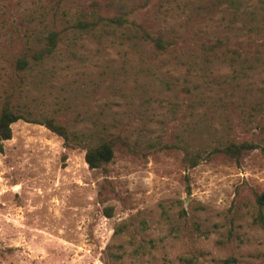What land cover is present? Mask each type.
Returning a JSON list of instances; mask_svg holds the SVG:
<instances>
[{
    "label": "rangeland",
    "instance_id": "rangeland-1",
    "mask_svg": "<svg viewBox=\"0 0 264 264\" xmlns=\"http://www.w3.org/2000/svg\"><path fill=\"white\" fill-rule=\"evenodd\" d=\"M92 1L63 3L59 49L24 69L59 0H0V110L122 139L92 169L46 126L12 125L0 148V264H264V152L185 160L233 140L264 147V0H98L130 21L151 10L150 26L177 40L165 52L122 29L73 32L66 19ZM218 38L230 48L195 43Z\"/></svg>",
    "mask_w": 264,
    "mask_h": 264
},
{
    "label": "trees",
    "instance_id": "trees-1",
    "mask_svg": "<svg viewBox=\"0 0 264 264\" xmlns=\"http://www.w3.org/2000/svg\"><path fill=\"white\" fill-rule=\"evenodd\" d=\"M70 0H59L58 5L51 7L52 21L51 26H46L43 36L44 46L35 49L29 54H25L18 60L20 68H29L31 60L35 63H43L48 58H51L59 49L60 42L64 39V32L67 30L65 27L61 28L57 25L56 20L58 17L60 6ZM231 5L238 7L237 0H229ZM164 4L160 2L158 14L163 12ZM240 8V5L237 9ZM246 11V9H244ZM69 16L66 11L63 13ZM149 10L143 18L142 22L136 20L130 21L127 17V12L110 13L109 10L102 5L98 0H93L88 7H83L79 12H76L71 18L66 19L69 21V29L75 33L80 34H104L115 30H125L131 32L133 36L140 40L151 44L156 50L165 52L177 43L176 39L170 38L164 32H158L152 28V20H157V15H152ZM153 17V18H151ZM202 49L213 51L217 49H229L230 41L228 38L220 39L210 42H197ZM19 120L41 124L49 128L51 131L60 135L64 139L67 147H82L86 150L85 159L89 167L92 169L106 168V166L113 160L115 156V145L122 139L120 136H113L106 138L101 136L99 140L93 141L85 133L77 132L71 129L67 124L62 123L57 118L52 116L41 115L39 117L33 115L30 111H23L9 104H5L0 110V148L2 149V142L10 140L13 137L12 125ZM167 147L170 145L165 144ZM261 149L264 152V147L253 139H246L244 141H230L225 145L215 148L213 151L204 156L202 153H194L188 149L185 150L186 162L195 167L202 161L208 160L216 153H223L228 157L240 160L244 154L251 150ZM257 201L260 205L259 220H264L262 208L264 207V194L258 196ZM124 227L118 228L117 232L123 231ZM236 261L235 258H228L223 264H230Z\"/></svg>",
    "mask_w": 264,
    "mask_h": 264
}]
</instances>
